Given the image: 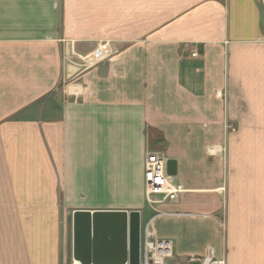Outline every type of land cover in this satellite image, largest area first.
Returning a JSON list of instances; mask_svg holds the SVG:
<instances>
[{"label": "crops", "instance_id": "crops-1", "mask_svg": "<svg viewBox=\"0 0 264 264\" xmlns=\"http://www.w3.org/2000/svg\"><path fill=\"white\" fill-rule=\"evenodd\" d=\"M148 150L177 202H147ZM77 211H139L140 256L264 264L262 0H0V222H55L49 264H78Z\"/></svg>", "mask_w": 264, "mask_h": 264}, {"label": "water", "instance_id": "water-1", "mask_svg": "<svg viewBox=\"0 0 264 264\" xmlns=\"http://www.w3.org/2000/svg\"><path fill=\"white\" fill-rule=\"evenodd\" d=\"M177 161L167 171L177 175ZM139 211H77L74 213V258L81 264H141Z\"/></svg>", "mask_w": 264, "mask_h": 264}, {"label": "rangeland", "instance_id": "rangeland-1", "mask_svg": "<svg viewBox=\"0 0 264 264\" xmlns=\"http://www.w3.org/2000/svg\"><path fill=\"white\" fill-rule=\"evenodd\" d=\"M49 214H51V212H49L48 215ZM188 218L189 217H186L185 220H182L179 224H181V227L186 233V241H189L194 245H199L202 241L200 239H202L203 235L199 234L196 236L195 233L197 231H194V225L197 224L195 221ZM34 225L35 224L32 222H0V264H17L21 262H37L40 260L45 264L54 262L49 245L56 237L55 228L57 224L55 222L51 223L48 219V221L42 222V224H36V228ZM178 225L176 224L175 226ZM61 226L63 238L66 235V238L69 240L71 237L70 222L66 224L63 222ZM173 226L174 225L168 220H161L159 221V224L156 225L157 231L162 233L173 230ZM176 241L177 237H173L174 252ZM71 247L70 240L67 249L70 251L72 250Z\"/></svg>", "mask_w": 264, "mask_h": 264}, {"label": "built area", "instance_id": "built-area-1", "mask_svg": "<svg viewBox=\"0 0 264 264\" xmlns=\"http://www.w3.org/2000/svg\"><path fill=\"white\" fill-rule=\"evenodd\" d=\"M264 3V0H262ZM196 55V50L193 51ZM167 157L159 151L148 150L145 159V184L147 202L154 206L166 202H177L185 188L168 174ZM141 264H226L225 259L214 257L211 253L204 256H191L178 259L174 243L168 238L151 239L143 243Z\"/></svg>", "mask_w": 264, "mask_h": 264}, {"label": "bare ground", "instance_id": "bare-ground-1", "mask_svg": "<svg viewBox=\"0 0 264 264\" xmlns=\"http://www.w3.org/2000/svg\"><path fill=\"white\" fill-rule=\"evenodd\" d=\"M77 262V261H76ZM78 264H81V262L79 261V262H77Z\"/></svg>", "mask_w": 264, "mask_h": 264}]
</instances>
